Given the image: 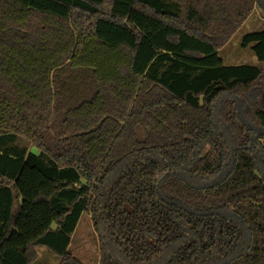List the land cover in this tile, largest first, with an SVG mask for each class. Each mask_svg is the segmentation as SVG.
Returning a JSON list of instances; mask_svg holds the SVG:
<instances>
[{
	"label": "trees",
	"instance_id": "16d2710c",
	"mask_svg": "<svg viewBox=\"0 0 264 264\" xmlns=\"http://www.w3.org/2000/svg\"><path fill=\"white\" fill-rule=\"evenodd\" d=\"M256 9L0 0V264H84V215L98 264H264V69L219 56Z\"/></svg>",
	"mask_w": 264,
	"mask_h": 264
},
{
	"label": "rangeland",
	"instance_id": "374dc122",
	"mask_svg": "<svg viewBox=\"0 0 264 264\" xmlns=\"http://www.w3.org/2000/svg\"><path fill=\"white\" fill-rule=\"evenodd\" d=\"M253 17V18H252ZM250 19L252 25L253 22H261L259 29L264 28V14L257 10L256 14H253ZM261 17V18H260ZM254 24V23H253ZM249 31L245 26H242L237 34L235 35V40H241ZM220 57L227 64L228 62L234 61H244L245 65H250L258 67L259 69H264V64L258 63L254 58V54L250 48H237L232 44L229 45L226 49L223 48L220 50ZM249 63V64H247ZM257 63V65H256ZM70 252L77 257L84 264H98L99 263V253H100V244L97 234L95 233L91 219L84 215L79 225L72 236V244ZM38 260L36 264H60V260L50 253L47 249H38ZM117 256V255H116Z\"/></svg>",
	"mask_w": 264,
	"mask_h": 264
},
{
	"label": "crops",
	"instance_id": "0c3cea01",
	"mask_svg": "<svg viewBox=\"0 0 264 264\" xmlns=\"http://www.w3.org/2000/svg\"><path fill=\"white\" fill-rule=\"evenodd\" d=\"M257 13V9L253 12V14H256ZM253 14H252V16H253ZM251 16V17H252ZM249 18L248 19V21L247 22H245L244 23V25L243 26H245L246 25V27H247V29H248V31H249V33L248 34H250V33H254V32H258V31H262L263 29H259L260 27V25H261V22H257V20H256V22H253L252 23V25L251 24H249L250 23V19H252V18ZM261 18V17H260ZM237 34V33H236ZM235 34V35H236ZM247 35V34H246ZM245 35V36H246ZM244 36V37H245ZM235 37V36H234ZM232 38V40L223 48V50L224 49H226L227 47H229V45L230 44H232L233 46H235V47H237V48H241V43H242V40H243V38L241 39V40H235V38ZM251 49V48H250ZM219 56H220V53H219ZM255 56V55H254ZM221 58V57H220ZM222 59V58H221ZM256 61H257V59H256V57L254 58ZM223 60V59H222ZM244 61H234V62H228L227 64L224 62V60H223V63H224V65L225 66H228V67H230V66H243V65H245V63H243ZM258 62V61H257ZM259 63V62H258ZM247 64H249V63H247ZM256 65H257V63H256ZM250 66V65H249ZM38 249H40V248H38ZM38 249H36V252L38 253ZM42 249H45V248H42ZM38 260V259H37Z\"/></svg>",
	"mask_w": 264,
	"mask_h": 264
}]
</instances>
